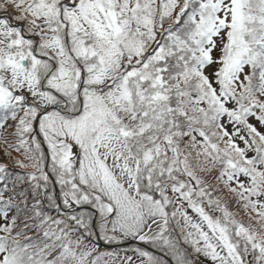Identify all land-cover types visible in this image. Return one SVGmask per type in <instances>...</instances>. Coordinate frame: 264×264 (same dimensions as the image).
Masks as SVG:
<instances>
[{"label":"snow or ice","instance_id":"snow-or-ice-1","mask_svg":"<svg viewBox=\"0 0 264 264\" xmlns=\"http://www.w3.org/2000/svg\"><path fill=\"white\" fill-rule=\"evenodd\" d=\"M0 13V264H264V0Z\"/></svg>","mask_w":264,"mask_h":264},{"label":"rangeland","instance_id":"rangeland-1","mask_svg":"<svg viewBox=\"0 0 264 264\" xmlns=\"http://www.w3.org/2000/svg\"><path fill=\"white\" fill-rule=\"evenodd\" d=\"M0 15H3V13H0ZM13 23H15V22L13 21ZM9 131H11V130H9ZM9 139H11V137H10ZM39 139L42 140V137H40ZM241 146H243V145L241 144ZM44 147H46V146H44ZM12 156L15 157V158H19L18 154L15 153V152L12 153ZM6 159H7V158H6ZM6 159H5V158H1V156H0V163H7V160H6ZM5 161H6V162H5ZM57 190H58V189H57ZM57 190L55 189L56 192H57ZM58 191H59V190H58ZM225 198L228 199V197H225ZM229 208H230L231 211L236 212V213L238 214V218L247 221V217L244 215L243 210L240 209L239 207H237V206L235 205L234 202L231 203V204L229 205ZM100 242H101L104 246H107V247L109 248V250H107L106 252H112V251L124 250V249H126V248L129 247V246L127 245V243L124 244V245L116 246V245H106L102 240H101ZM189 250H190V249L187 248V251H189ZM120 252L123 253L122 251H120ZM191 252H192V250H191ZM191 256H192L191 258H192L193 261H194V264H207V262L205 261V258H204L203 256H199V257H197V255L194 254V253H191Z\"/></svg>","mask_w":264,"mask_h":264},{"label":"trees","instance_id":"trees-1","mask_svg":"<svg viewBox=\"0 0 264 264\" xmlns=\"http://www.w3.org/2000/svg\"><path fill=\"white\" fill-rule=\"evenodd\" d=\"M165 26H167V25H165ZM0 156H1V158H5L6 159V157H4V155H3V152H2V150H0ZM7 160V159H6ZM6 162V161H5ZM8 170H9V172L11 173V175L12 176H14L15 174H17V173H21V172H23L24 170H21V169H19V168H17V167H15L14 165H12L11 163H8ZM59 190V188L57 187L56 188V190ZM58 190H57V193H58ZM53 215H55V213H53ZM28 235L29 236H35L36 234L34 233V232H29L28 233ZM40 239V237H37V240H39ZM93 244H96L97 245V248H98V251L99 252H106L107 250H109V248L107 247V246H104L100 241H97L96 240V238L95 237H93L92 238V241H91ZM132 245H135L136 244V242L135 243H131ZM127 245H128V243H127ZM129 246V245H128ZM147 247H149V246H147ZM182 247H186V246H183L182 245ZM147 249V248H146ZM190 250L188 251L190 254L192 253L191 252V248H189ZM128 250V248H126V249H124V250H119V251H122V252H124V251H127ZM147 250H151V249H147ZM192 257V256H191ZM192 259V258H191ZM193 260V259H192Z\"/></svg>","mask_w":264,"mask_h":264}]
</instances>
